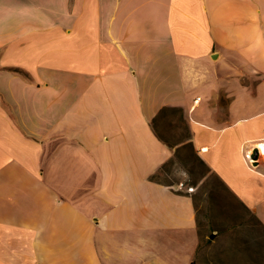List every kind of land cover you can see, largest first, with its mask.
Segmentation results:
<instances>
[{
    "label": "crops",
    "instance_id": "crops-1",
    "mask_svg": "<svg viewBox=\"0 0 264 264\" xmlns=\"http://www.w3.org/2000/svg\"><path fill=\"white\" fill-rule=\"evenodd\" d=\"M164 108L226 190L204 221L155 178ZM259 143L264 0H0V264H264Z\"/></svg>",
    "mask_w": 264,
    "mask_h": 264
},
{
    "label": "rangeland",
    "instance_id": "rangeland-1",
    "mask_svg": "<svg viewBox=\"0 0 264 264\" xmlns=\"http://www.w3.org/2000/svg\"><path fill=\"white\" fill-rule=\"evenodd\" d=\"M160 111L154 120V127L158 136L170 147L172 155L155 178L161 182L178 184L183 188H197L195 196L198 218L204 221L207 218L206 207L210 195L214 193L216 197H227L226 190L209 169L197 160L195 151L185 143L187 132L180 110L165 108Z\"/></svg>",
    "mask_w": 264,
    "mask_h": 264
},
{
    "label": "built area",
    "instance_id": "built-area-1",
    "mask_svg": "<svg viewBox=\"0 0 264 264\" xmlns=\"http://www.w3.org/2000/svg\"><path fill=\"white\" fill-rule=\"evenodd\" d=\"M264 147L262 143H259L253 150H247L243 152V159L248 168L254 169L260 159L261 148ZM193 188L189 187L187 190L190 192Z\"/></svg>",
    "mask_w": 264,
    "mask_h": 264
},
{
    "label": "trees",
    "instance_id": "trees-1",
    "mask_svg": "<svg viewBox=\"0 0 264 264\" xmlns=\"http://www.w3.org/2000/svg\"><path fill=\"white\" fill-rule=\"evenodd\" d=\"M165 109V108H164ZM162 111H163V109H162ZM161 112V111H160ZM189 139V136H188V132H187V136H186V140H185V142L187 141ZM164 141V140H163ZM165 143H166V141H164ZM167 144V143H166ZM168 145V144H167ZM187 145L191 148V149H193L192 148V146H191V144L188 142L187 143ZM197 160H199V162L202 164V165H204L205 167H206V165L202 162V160L200 159V158H198L197 157Z\"/></svg>",
    "mask_w": 264,
    "mask_h": 264
},
{
    "label": "bare ground",
    "instance_id": "bare-ground-1",
    "mask_svg": "<svg viewBox=\"0 0 264 264\" xmlns=\"http://www.w3.org/2000/svg\"><path fill=\"white\" fill-rule=\"evenodd\" d=\"M260 154L262 155V156L260 155L261 158H263L264 157V147L261 148V153Z\"/></svg>",
    "mask_w": 264,
    "mask_h": 264
}]
</instances>
